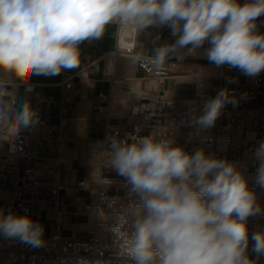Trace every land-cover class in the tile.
Returning a JSON list of instances; mask_svg holds the SVG:
<instances>
[{
    "label": "clouds",
    "instance_id": "clouds-1",
    "mask_svg": "<svg viewBox=\"0 0 264 264\" xmlns=\"http://www.w3.org/2000/svg\"><path fill=\"white\" fill-rule=\"evenodd\" d=\"M264 0H0V74L29 85L33 76H55L80 64L79 45L102 38L118 23L138 33L168 27L173 43L157 46L153 63L182 60L206 43L209 63L227 65L249 77L264 71V33L257 31ZM0 78V125L27 129L36 112L27 102L13 110L12 94ZM11 96V112L7 110ZM227 89L206 101L192 123L214 126L227 104ZM157 141L155 134L135 142L113 140L111 167L137 198L130 215L125 253L133 264H255L247 255V220L261 212L255 192L236 162L197 150L186 153ZM255 181L264 188V141L255 150ZM44 226L29 215L0 209V235L41 247ZM252 251L264 256V232L251 237Z\"/></svg>",
    "mask_w": 264,
    "mask_h": 264
},
{
    "label": "built area",
    "instance_id": "built-area-1",
    "mask_svg": "<svg viewBox=\"0 0 264 264\" xmlns=\"http://www.w3.org/2000/svg\"><path fill=\"white\" fill-rule=\"evenodd\" d=\"M116 25L118 46L113 55L124 53L133 56L143 76L138 79L141 85L136 97L128 104L127 113H108L103 119L100 173L94 181H88L74 170L75 184L62 182L59 156L52 159L51 167L37 163L30 165V161L37 157L31 149L27 131L36 133L42 144L54 140L58 150L62 146L61 137L40 113L35 111V123L27 129L17 128L14 124L0 125V209L5 215L9 211L17 215L27 214L44 226V244L41 247L34 248L18 239L0 235V264H133L125 249L132 231L130 212L137 198L126 186L124 178L111 167V143L114 139L132 143L153 134L157 141L169 140L171 146L181 147L188 154L203 150L238 164L249 188L255 194L261 193V212L247 220V255L255 264H264V256H257L252 251L254 242L251 239L254 233L264 232V188L255 181L259 161L254 155L259 142L264 141V71L249 77L227 65L216 67L212 64L215 69L212 73L196 77L192 96L168 97L160 86L163 81L182 73L187 58L195 59L202 54L188 55L187 49L182 50V60L170 59L162 68L157 67L152 60L154 50L138 48V31L127 28L129 33L123 36L126 28ZM260 25L264 27V15ZM168 35L174 42L171 30ZM156 36L161 37V33ZM122 38H125L123 42ZM209 46L206 43L201 51L205 53ZM105 75L110 83L109 94L101 92L100 95L108 96L110 101L111 92L117 87H125L126 81L115 77L113 65L107 68ZM0 78L5 79L3 74ZM154 81L156 84L152 83ZM65 85L70 88L72 82ZM28 86L22 83L20 96L12 97L14 111L25 102L34 109L32 99L37 97L41 100L38 85L30 82L31 91L26 90ZM221 89H227L237 104L225 105L211 128L202 129L194 125L192 118L202 115L206 101L215 98ZM63 101L70 103L72 98L68 95ZM11 104L10 98L9 112ZM63 124L61 119L60 126ZM45 173L52 174V178H43ZM82 191H87L86 197ZM65 196H72L74 202L82 207L74 214L83 218L70 223L69 229L61 219Z\"/></svg>",
    "mask_w": 264,
    "mask_h": 264
},
{
    "label": "crops",
    "instance_id": "crops-1",
    "mask_svg": "<svg viewBox=\"0 0 264 264\" xmlns=\"http://www.w3.org/2000/svg\"><path fill=\"white\" fill-rule=\"evenodd\" d=\"M260 21L261 17L256 21L257 31L264 33V27L260 25ZM169 30L168 27L148 28L138 33V48L154 50L159 45L172 43L173 39L168 35ZM157 33H161V37H157ZM117 46V25L111 23L106 26L101 39L84 41L79 45L80 64L77 68L62 70L55 76L40 75L31 78L30 82L38 85L37 90L41 94V100L37 97L32 99L34 110L55 128L56 135L62 139V146L58 150L54 140L42 144L36 133L27 131L31 149L37 157L30 161V165L37 163L40 166L51 167L52 159L59 156L61 159L60 180L67 185H73L77 180V177L72 174L74 170L88 181H94L98 177L103 147V119L108 113L126 114L128 104L136 97L138 79L143 76V72L136 65L133 56L124 53L113 55ZM111 65H113L115 77L124 78L126 86L115 88L111 92L109 101L108 96H101L100 93L109 94L110 83L105 72ZM183 68L182 73L164 80L160 85L165 90L166 96L173 98L192 96L196 77L215 70L203 55L195 59L187 58ZM3 76L5 79L12 80V83L6 85L12 97L20 96L22 83L14 77L4 74ZM68 81L72 82L70 88L65 85ZM68 95L71 96L72 101L64 103L63 99ZM10 98L11 96L4 97L7 101ZM98 118L100 121L97 120ZM61 119L64 122L62 126H60ZM43 178L51 179L52 174L45 173ZM81 194L86 197L87 191H82ZM61 209L64 211L61 219L66 229L70 228V223L83 218L81 215L74 214L82 207L74 202L72 196L64 197Z\"/></svg>",
    "mask_w": 264,
    "mask_h": 264
},
{
    "label": "bare ground",
    "instance_id": "bare-ground-1",
    "mask_svg": "<svg viewBox=\"0 0 264 264\" xmlns=\"http://www.w3.org/2000/svg\"><path fill=\"white\" fill-rule=\"evenodd\" d=\"M129 33V30L128 29H125L124 31H123V36H125V35H127ZM125 40V38H122V42ZM183 51H186V50H183ZM197 53H200V54H202L203 56L205 55V53L204 52H202V51H197ZM153 84H156V82L154 81V82H152ZM138 87L141 85V83L140 82H138ZM117 89V88H116ZM125 90V89H124ZM119 96V95H118ZM125 99V98H124ZM256 195V202H257V204L259 205L260 203H261V194L260 193H256L255 194Z\"/></svg>",
    "mask_w": 264,
    "mask_h": 264
},
{
    "label": "rangeland",
    "instance_id": "rangeland-1",
    "mask_svg": "<svg viewBox=\"0 0 264 264\" xmlns=\"http://www.w3.org/2000/svg\"><path fill=\"white\" fill-rule=\"evenodd\" d=\"M142 72H143V71H142ZM204 152H205L206 154H209V153H208V152H206V151H204ZM194 153H195V152H194ZM194 153H193V154H194ZM260 194H261V193H260Z\"/></svg>",
    "mask_w": 264,
    "mask_h": 264
}]
</instances>
